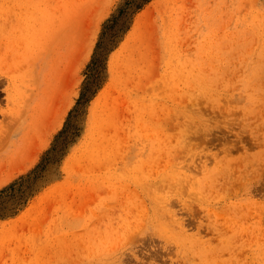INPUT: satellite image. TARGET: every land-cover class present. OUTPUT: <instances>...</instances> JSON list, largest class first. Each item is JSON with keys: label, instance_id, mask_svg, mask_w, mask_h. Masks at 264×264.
I'll return each mask as SVG.
<instances>
[{"label": "rangeland", "instance_id": "1", "mask_svg": "<svg viewBox=\"0 0 264 264\" xmlns=\"http://www.w3.org/2000/svg\"><path fill=\"white\" fill-rule=\"evenodd\" d=\"M120 1L0 0V145L57 148L0 264H264V0L145 5L65 143L68 62Z\"/></svg>", "mask_w": 264, "mask_h": 264}, {"label": "snow or ice", "instance_id": "2", "mask_svg": "<svg viewBox=\"0 0 264 264\" xmlns=\"http://www.w3.org/2000/svg\"><path fill=\"white\" fill-rule=\"evenodd\" d=\"M127 31V22L120 25H110L102 22L98 29H93L88 37V47L78 58V72L74 95L63 113L60 126V135L65 143H71L78 134L81 123L88 115V106L97 91L107 79L109 57L123 40V33ZM90 49V51H89ZM244 143L252 149L253 143L245 140ZM261 198L264 199V174L260 179ZM124 264H128L127 261Z\"/></svg>", "mask_w": 264, "mask_h": 264}, {"label": "trees", "instance_id": "3", "mask_svg": "<svg viewBox=\"0 0 264 264\" xmlns=\"http://www.w3.org/2000/svg\"><path fill=\"white\" fill-rule=\"evenodd\" d=\"M151 0H121L116 9L104 22L110 25H120L127 22L130 27L133 16ZM126 32L123 33V35ZM57 152L55 145L44 152L38 163L26 174L18 177L0 190V221L17 215L37 191V184L43 178V173Z\"/></svg>", "mask_w": 264, "mask_h": 264}, {"label": "crops", "instance_id": "4", "mask_svg": "<svg viewBox=\"0 0 264 264\" xmlns=\"http://www.w3.org/2000/svg\"><path fill=\"white\" fill-rule=\"evenodd\" d=\"M32 132H34L32 125L27 124L26 128L22 132H20L19 135L13 136V139L10 141L9 145L3 147L0 145V184L3 179H8L6 182H4V184H7L3 187H6L12 181L30 171L38 163L41 156L45 152L44 151L41 156H39L38 161L35 163L38 155L41 152V145L46 141L47 138V136L45 137V139L43 138L45 132L41 131L38 140L34 141L33 146L31 147V149L28 150V154L24 155V153L26 152L25 148L27 145V142L24 139L27 134L30 135L32 134ZM23 172L25 173L23 174ZM12 178L13 180H11Z\"/></svg>", "mask_w": 264, "mask_h": 264}, {"label": "bare ground", "instance_id": "5", "mask_svg": "<svg viewBox=\"0 0 264 264\" xmlns=\"http://www.w3.org/2000/svg\"><path fill=\"white\" fill-rule=\"evenodd\" d=\"M95 24V23H94ZM90 25V24H89ZM90 27V26H89ZM92 27V26H91ZM94 29V27H92V30ZM92 30L90 29L89 31H86V35H85V37L82 39V37H81V39H82V43H81V45H79L77 48H78V50H77V48H76V50H75V53L72 55V59H71V61L70 62H68V66L67 67H69L68 69H69V71H67V72H65V74H64V76H63V78L65 79V81H68V86H69V88L71 89V87L73 88V86H74V81H75V75H74V73L75 72H73V73H71L74 69H75V71L78 69L77 67H78V58H79V56L80 55H82V53H83V50L85 49V48H87L88 47V37H89V35L91 34V32H92ZM77 45V44H76ZM71 54V53H70ZM64 64H66V63H64ZM72 68H74V69H72ZM60 79H62V78H60ZM68 92H69V89H68ZM68 102V101H67ZM67 102L64 104V106L62 107V108H60L59 109V111H60V113H59V115H58V117L57 118H59V116H61V114L64 112V110H65V106H66V104H67Z\"/></svg>", "mask_w": 264, "mask_h": 264}]
</instances>
